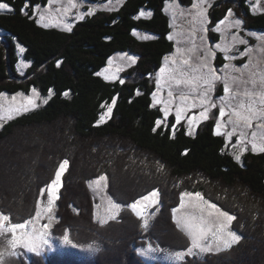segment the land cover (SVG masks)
Instances as JSON below:
<instances>
[{
  "label": "trees",
  "instance_id": "16d2710c",
  "mask_svg": "<svg viewBox=\"0 0 264 264\" xmlns=\"http://www.w3.org/2000/svg\"><path fill=\"white\" fill-rule=\"evenodd\" d=\"M6 2L15 11L0 12V93L27 94L35 88L47 103L0 126V211L14 223L33 217L40 189L67 160L51 233L61 239L68 230L72 243L40 255L16 250L15 257L5 255V264H169L147 261L137 248L151 243L168 253L187 250L190 239L176 227L172 212L184 190L200 192L234 215L230 226L241 239L220 251L185 253L171 264H264V153L248 150L238 163L211 127L188 131L172 115L162 121L160 108L152 106L150 77L172 49L165 0H120L114 10L86 14L70 32L42 27L35 16L20 14L24 0ZM45 2L29 0L30 8ZM229 9L243 19L244 28L264 30V11L253 13L246 0L213 7L209 27ZM141 10L151 16L135 19ZM209 34L216 37L211 29ZM17 44L30 63L23 75ZM120 51L136 57L123 75L139 80L121 84L97 75ZM99 175H105L112 200L122 205L104 224L95 215L89 187ZM152 190L158 192L157 209L145 229L127 205Z\"/></svg>",
  "mask_w": 264,
  "mask_h": 264
},
{
  "label": "snow or ice",
  "instance_id": "6c2138e0",
  "mask_svg": "<svg viewBox=\"0 0 264 264\" xmlns=\"http://www.w3.org/2000/svg\"><path fill=\"white\" fill-rule=\"evenodd\" d=\"M168 0H165V4L167 7ZM204 0H194L192 4V9L195 10L193 15V19L199 21L201 31L207 32L208 29L204 27L206 22V12L207 9L203 7ZM59 5V6H56ZM173 5L176 9H179V4L176 3V0H173ZM56 6V7H54ZM77 8V0H46V4L42 8L40 4H29V0H24L23 6L19 9L20 14L26 16L29 19H32L33 16H38V19L35 20L37 25L42 27H49L52 21H56L57 26H59L60 20L72 10ZM253 13L258 10H264V3L262 0H255V2L251 6ZM0 10H5L8 12H13L15 9L11 6L9 2H0ZM39 10V11H38ZM31 12V14H30ZM181 15H183V10L180 9ZM93 14L92 10L89 9L87 15ZM85 13L77 14L78 19H83ZM234 15L232 9L228 10V14L224 17L223 20H220L215 31H220V26L228 20L229 16ZM140 16H145L146 18L151 16V13H145L143 10L139 13L138 16L134 17L135 19H139ZM243 23L242 20L236 19L234 20L232 27H239ZM64 30L70 32L72 27L70 24L63 25ZM136 34V30H133V35ZM195 35V32H193ZM250 35H255L254 33H250ZM147 38V37H145ZM172 39L171 35L168 37ZM201 41L203 42L204 37L202 36ZM233 43L247 44L246 40L242 38L238 39L235 34L232 37ZM258 40L264 42V36L258 37ZM216 49H220L225 53V60H233L236 59L235 55H228L229 48L228 46H222L220 43H216ZM20 51L23 52L24 49L20 48ZM179 52L180 50L177 49ZM252 50L250 48H245L243 52H240L241 56L246 54H250ZM261 51H264V44L261 45ZM123 56H127V53H123ZM216 53L213 48L205 47L203 55L198 58V66L194 71L197 75L191 77L181 76L180 79L176 80V84H190L192 87L189 89L188 93H181L179 96V104L183 105V107L178 106L175 111L176 123L178 124L182 119L183 112L187 108H196L200 107L201 111L198 116H192L189 118V122H194L197 120H208L209 113L211 109L217 107L216 102L212 99V92L215 89V85L217 81L223 82V95L219 96V115L216 119V123L214 126V134L221 135V129L231 126V130L225 133L226 143L230 140L234 134L239 131V136L237 138L236 143L241 145L240 153L234 155V159L239 163L241 161V155L246 152L247 146L245 141L251 144V151L253 153L261 152L264 153V77H261L260 84L256 86V81L253 80L252 83L255 86L253 90H245L244 96L249 98V102L247 104L233 103V101L239 96L238 92H233L232 87L230 86L229 77L225 75L223 78L217 72V69L213 63H211L212 59H214ZM131 63H135L136 57H128ZM165 60H168V57H165ZM111 63V60H109ZM173 64L176 61H172ZM183 64L188 65L189 60L184 59L182 61ZM60 62H57V66H59ZM249 65L246 63L243 67H248ZM234 71L238 72L239 69L236 68L235 65L231 66ZM229 65L224 64L223 69H228ZM121 69H117L120 71ZM160 72H165V68H161ZM99 75V73H97ZM234 82V81H233ZM120 83L123 84L124 80L121 79ZM157 89L152 93V101L153 105L160 103L164 106L161 108V111L164 113L165 117H167L169 113V105L172 104L175 99L173 96V90L169 87L167 92V100H157V93L161 91V81L158 78L156 81ZM203 85L202 90L197 92V98L191 97V92ZM51 94V90H49ZM33 96L32 97H24L25 102H17V96H24L23 93H17L15 96L8 101V107L6 111L8 112V118L11 119L14 114H18L20 112L29 111L30 107H36L35 97L38 96L36 89H32ZM139 91L137 90V95H139ZM67 95V93H65ZM0 100H7V97L4 93H0ZM191 101V102H189ZM47 103V99L43 101ZM116 102V98L114 97L112 100V104L114 105ZM104 107V105H101ZM226 109H230L226 113ZM0 110H4V104L0 103ZM112 111V107L109 106L107 109V113L110 114ZM227 114V120L224 121L223 118ZM104 114L100 116V119L96 122L97 125L104 121ZM258 121L256 124V129L251 131V139L248 140V133L245 131L246 129L253 128V121ZM161 120L157 119L156 126H160ZM2 126V125H0ZM175 128V125H172ZM153 132L156 131V127H154ZM235 147V145H234ZM68 161L64 160L58 170L55 173L54 178L46 185L45 188L40 189V198L37 199L35 215L29 219L24 220L22 223H14L12 222L13 218L10 214H5L0 211V264H5V255L8 257H15L17 255V249L22 248L26 249L28 252H33L37 255H40L41 246H49V240L47 237V232L44 231L48 229L49 225L43 224L41 225L42 230H38L35 225L36 222L43 218L44 214H50L53 209V205L56 199H58V189L61 187V174L65 167L68 165ZM161 167H163L161 165ZM106 177L101 175L96 181V184H99L100 181H104ZM93 182H89V187L92 186ZM47 190V205L46 207H41V201L44 197L45 191ZM157 190H153L151 193H148L145 196H142L140 199L135 202L128 204L127 207L132 210L133 213L136 214L137 217L143 219L142 227L146 228L148 225V220L143 217L144 205L142 201H151L152 203H156L155 197H157ZM195 198L197 201H203V203L207 206L208 209L214 211H208L207 217L204 216V209H201L200 215H189L187 217L177 218L175 213L177 212V208H173V219L176 222V227L181 229L190 239V246L187 248V254H193V249H199L200 252H209L213 250V243L219 241L223 243L225 249L230 248L232 244L237 243L241 237L237 236L234 232L228 230L229 225L233 220L236 219L234 215L229 214L227 211L221 210L217 204L211 203L204 199V196L200 192H181L180 194V207L183 208L185 206L184 198ZM110 207L108 209L109 212L118 213L122 205L118 203H114L109 200ZM198 206V205H197ZM51 219V216H49ZM108 219H115L114 215H110ZM106 220H100L101 224L106 223ZM209 234L211 235V240L209 239ZM63 241L67 244H71L72 241L69 238L68 230H65V234L63 236ZM215 250L220 251L219 243L215 244ZM176 259L183 260L185 253L184 252H175L172 254Z\"/></svg>",
  "mask_w": 264,
  "mask_h": 264
},
{
  "label": "rangeland",
  "instance_id": "374dc122",
  "mask_svg": "<svg viewBox=\"0 0 264 264\" xmlns=\"http://www.w3.org/2000/svg\"><path fill=\"white\" fill-rule=\"evenodd\" d=\"M227 0H204L203 7L207 9L206 12V22L204 24V27L208 29L207 32L201 31V27L199 24V21L193 19V15L195 13V10L192 9V4L194 0H176V3L179 4V9H176L173 5V0H168L167 7L166 4L164 6L166 14L169 16L170 19V33L172 39V49L171 51L165 56L168 57V60H165V57L162 61V64L160 68L154 71V75L150 77V83L152 84V93L156 91L157 85L156 81L159 78L161 81V91L157 93V100H167V92L169 90V87L173 90V96L174 100L172 104L169 105V113L167 117H165L164 113L161 111V108L164 106L163 104L157 103L155 106L160 108V111L162 112V121H165L168 116L172 115L174 117V120L176 122V116L175 111L178 106L183 107V105L179 104V96L181 93H188L189 89L192 87L190 84H176V80L180 79L181 76L184 77H191L194 75H197V73L194 71V69L198 66V58L199 56L203 55L205 47L213 48L216 55L214 59H212L211 63H213L217 69V72L221 75L223 78L225 75L229 77L230 86L232 87L233 92H238L239 96L233 101V103L237 104V106L240 103L247 104L249 102V98L244 96V91L247 89L249 91L253 90L255 87L252 83L253 80L256 81V86L260 84L261 77H264V51H261V45L264 44V42L258 40V37L264 36V30H258V29H247L244 28L243 23L237 28L232 27L234 20L240 19L243 21V19L239 16H229L228 20L225 21L223 25L220 26V31H215L217 23L220 20H223L224 17L228 14V11L221 17L217 19V21L209 27L210 22V10L213 7L222 5ZM255 2V0H246V5L249 7V10L252 11V4ZM262 3H264V0H262ZM44 4H40L43 8ZM120 5V0H107L102 3H96L91 0H77V8L72 9L66 17L61 18L59 26H57L56 21H52L50 26L58 27L60 29H64V24H70L71 27L73 24H75L76 21H79L81 19L77 18V14L79 13H85V15L88 13L89 9L92 11L96 9H111L114 10ZM59 6V5H56ZM54 6V7H56ZM180 9L183 10V15H181ZM39 11V10H38ZM264 10H258L255 13L263 12ZM0 12H5V10H0ZM253 12V11H252ZM234 13V12H233ZM84 15V16H85ZM36 19H38V16H35ZM209 29L212 30L213 34L216 35L215 38H211L209 34ZM193 32H195V35H193ZM250 33H254L255 35H250ZM233 34L237 36L238 39L242 38L243 40L247 41V44H240L238 42L233 43L232 37ZM204 37L203 42L201 41V37ZM216 43H220L222 46H228L229 51L228 55H235L236 59L233 60H225L224 55L225 53L221 51L220 49H216L215 45ZM20 48H22L19 44H17V50H16V56L18 59L17 68L20 74H24V71L26 67L30 65V63L24 59L23 52L20 51ZM245 48H250L252 51L250 54H246L244 56L240 55V52H243ZM177 49L180 51L178 52ZM123 53H127V56H123ZM128 57H135V55L128 53V52H115L113 55L110 56L108 59L106 65L101 69L99 74L107 81H115V80H121V79H127L130 82H135L140 79V77H126L123 75L124 71L127 70L130 66H132L134 63H131L128 59ZM184 59L189 60V64L185 65L182 63ZM109 60H111V63H109ZM172 61H176L175 64L172 63ZM248 64V67H243V65ZM228 64V69H223V65ZM232 65H235L236 68L239 69L238 72L234 71L231 67ZM121 69L120 71H117V69ZM165 68V72L161 73L160 69ZM234 81V82H233ZM203 85H201L199 88L193 90L191 92L192 98H197V92L202 90ZM38 96L35 97L36 100V107H38L45 98L41 95V93L36 90ZM17 93H23V92H16L14 94H7L4 93L7 97V100H0V103L4 104V110H0V125L8 120V112L6 111L8 107V101L11 100L13 96H15ZM24 96H17V102H25L24 97H32L33 93L30 91L29 93L25 94ZM212 99L216 102L217 107L214 109H211L209 113V119L208 120H197L194 122H189V118L192 116H198L199 112L201 111L200 107L196 108H187L182 115V119L178 124H184L186 129L188 131H196L199 127H211L214 131V126L216 123V119L219 115V96L223 95V82L217 81L215 85V89L212 92ZM152 97V94H151ZM153 102V101H152ZM191 102V101H189ZM36 107H30V109H34ZM108 108V107H107ZM230 111V109H226V113ZM23 112V111H22ZM20 112V113H22ZM18 113V114H20ZM14 114L12 117L18 115ZM224 121L227 120V114L223 118ZM258 121H253V128L252 129H246L245 131L248 133V140L251 139V131L257 130L256 124ZM231 130V126H228L226 128L221 129V136L225 139V144L227 148L233 152L235 155L240 153L241 145L237 144V138L239 136V131H237L236 134L233 135V137L227 141L226 143V136L225 133L227 131ZM245 144L247 146V149L251 151V144L245 141ZM235 145V147H234ZM247 150V151H248ZM60 166V165H59ZM59 168V167H58ZM66 170L62 171L61 174V183L63 174ZM94 178L93 180L89 182H93L91 186V190L96 197V203H95V215L100 220H107L110 215H115L116 212H109L108 209L110 207L109 200L114 202L112 198L107 193V179L104 181H100L99 184H96L95 181L100 177ZM105 176V175H104ZM59 190V189H58ZM153 191V190H152ZM150 191L149 193H151ZM187 192H193L192 190H186ZM185 192V190L183 191ZM148 194V193H147ZM146 194V195H147ZM145 196V195H144ZM40 198V194H39ZM141 198V197H140ZM139 198V199H140ZM180 199V197H179ZM205 200L209 201L204 197ZM138 200V199H137ZM156 203H152L151 201H142L144 205L143 210V217L148 220L157 208V197H155ZM185 206L183 208L180 207V200L179 204L177 205V212L175 213V216L177 218L181 217H187L189 215H200L201 209H204V216L207 217L208 211H214L211 209H208L207 206L203 203V201H197L195 198H189L185 197ZM210 202V201H209ZM115 203V202H114ZM212 203V202H211ZM47 205V190L45 191L44 197L41 201V207H46ZM198 205V206H197ZM155 207V210L153 209ZM56 200L53 205L52 212L50 214H44L43 218L36 222L35 227L38 230L41 229V225L48 224V229L44 230L47 232V239L49 240V246H41V253H45L48 251H51L55 248H61L68 245L63 241V238H55L51 233V226L56 220ZM49 216H51V219H49ZM231 225V224H230ZM229 225L228 230L231 232H234L237 236L239 234L235 232L231 226ZM147 228V227H146ZM145 228V229H146ZM209 239L211 240V235L209 234ZM219 243L220 250L225 249L222 242H215L213 243V250H215V244ZM235 244V243H234ZM232 244V245H234ZM231 245V246H232ZM20 253L22 251L28 252L26 249L18 248L17 249ZM209 251V252H212ZM137 252L140 256H142L147 261H153V260H162L166 263H177L179 260L176 259L172 254L168 252H163L153 246L151 243L146 244L145 246H139L137 248ZM187 253V250L184 252ZM194 253H202L199 251V249H193Z\"/></svg>",
  "mask_w": 264,
  "mask_h": 264
}]
</instances>
